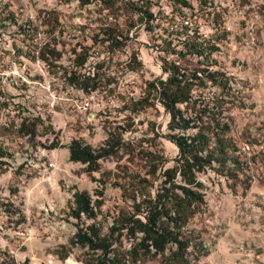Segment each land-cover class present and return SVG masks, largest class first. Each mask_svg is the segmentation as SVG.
Returning a JSON list of instances; mask_svg holds the SVG:
<instances>
[{"label":"rangeland","instance_id":"rangeland-1","mask_svg":"<svg viewBox=\"0 0 264 264\" xmlns=\"http://www.w3.org/2000/svg\"><path fill=\"white\" fill-rule=\"evenodd\" d=\"M192 36L216 47L201 67L226 84L193 86V109L178 108L197 111L206 135L223 129L226 157L194 172L203 202L180 228L185 256L264 264V0H0V264L172 263V245L144 255L120 221L175 164L167 134L197 129L170 131L156 100L133 104ZM71 72L93 89L69 84ZM71 139L112 152L87 172L68 160ZM75 190L88 193L93 218L71 216ZM92 224L106 254L75 240Z\"/></svg>","mask_w":264,"mask_h":264},{"label":"trees","instance_id":"trees-1","mask_svg":"<svg viewBox=\"0 0 264 264\" xmlns=\"http://www.w3.org/2000/svg\"><path fill=\"white\" fill-rule=\"evenodd\" d=\"M141 13L150 15L143 7L139 8ZM184 50L177 51L176 59L179 62L164 61L161 71L165 74L163 78L157 77L148 80L143 88V94L133 104L138 107L148 106L153 100H156L163 111L168 114L167 128L170 131H184L191 127H197L192 135L179 133L167 134V139L176 147L177 152L174 158L175 164L164 169L158 189L155 190L153 197L143 196L136 204H133L134 211L123 216L120 221L121 228H125L131 238H135L133 248H138L142 254L163 255L168 244L173 248L169 252L167 263L171 264H189L185 256L187 248L190 246L189 238L182 237L180 228L185 225L187 220L196 212V208L203 202V195L200 190V182L196 180L194 172L200 171L205 165L218 156L226 157V147L224 138L219 135L221 132L211 130L210 135L204 133L203 128L198 126L201 117L196 114L184 116L178 108V104H191V110L194 106V99L191 98L193 86L201 87L206 82L226 84V79L222 80L223 74L216 70L206 68L213 60L209 58L210 53L216 49L214 45L202 44L201 40L192 36L187 38L184 44ZM57 53L51 48L50 54ZM42 55V54H41ZM193 56L194 58H187ZM80 57V56H79ZM77 57L76 61L81 64L84 58ZM44 59V56H41ZM183 61L185 62L184 64ZM190 64V68L187 66ZM88 76L79 77L71 72L68 76V83L74 84L82 91L93 89L89 85ZM90 87V88H89ZM201 112V110H200ZM225 127V126H224ZM34 131L31 128L30 134ZM213 138L215 147L207 149L210 139ZM68 160L85 164L87 172L94 171L97 168V160L109 155L112 152V144L107 148L100 147L93 150L88 145L82 144L77 139H71L66 146ZM178 176L181 183L174 181ZM73 207L70 214L74 218H79L83 214L86 218H93L94 212L90 206V198L84 190H75L72 192ZM143 205V215L137 216L139 207ZM141 213V212H140ZM89 231L79 229L75 234V240L80 245H85L89 249H101L103 254L108 252V244L102 237H99L96 229L90 226ZM111 229H115L111 227ZM139 234V236H137ZM11 264V262H3Z\"/></svg>","mask_w":264,"mask_h":264},{"label":"built area","instance_id":"built-area-1","mask_svg":"<svg viewBox=\"0 0 264 264\" xmlns=\"http://www.w3.org/2000/svg\"><path fill=\"white\" fill-rule=\"evenodd\" d=\"M88 104V102H84V105H87Z\"/></svg>","mask_w":264,"mask_h":264}]
</instances>
